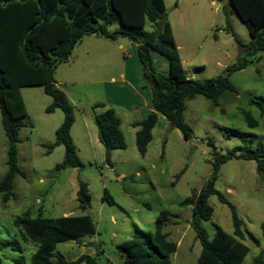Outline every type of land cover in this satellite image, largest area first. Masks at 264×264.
<instances>
[{
    "label": "rangeland",
    "instance_id": "rangeland-1",
    "mask_svg": "<svg viewBox=\"0 0 264 264\" xmlns=\"http://www.w3.org/2000/svg\"><path fill=\"white\" fill-rule=\"evenodd\" d=\"M165 4L166 17L181 46L178 50L189 78L203 80L222 75L227 66L244 56V46L251 37L228 0H165ZM116 28L120 25H113L111 30ZM151 28L147 25L145 30ZM84 38L54 74L56 81L61 83L60 88L77 106V123L72 133L83 167L55 169L64 159L65 148L59 145L47 153L45 146L55 142V132L64 114L60 109L46 112L52 98L44 92L43 85L21 86L19 91L27 116L19 132L17 149L19 167L25 176L17 174L14 177L12 199L4 202L0 195V244L19 241L13 226V221L19 217L35 218L40 211L45 218L89 215L97 233L81 239L82 242L92 241L89 249L83 250L95 256L99 254V264H110L107 259L112 264H123L116 246L133 237L137 229L153 232L160 214L169 211L176 216L169 217L163 232L178 245L171 256L172 263L196 264L202 247L191 225L192 208L181 207L180 202L199 193L214 172L216 154L208 146L209 138L218 154H226L245 143L244 137L231 134L230 129L247 133L248 145L251 140L253 147L260 141L264 143V116L250 103L251 99L264 96V51H258L245 69L230 76L238 94L225 91L218 105L203 95L186 100L184 117L193 130L189 140L161 116L145 156L138 152L136 128L132 126L134 121L140 120L144 107L139 106L130 113L118 105H108L120 117L126 140V148L113 151L109 164L104 146L87 142L85 121L93 127L90 135L97 134L91 101L106 103L102 82L111 77L119 79L124 53L134 44L122 36L116 40L93 39L91 35ZM154 61L159 73H167L168 63L164 56L155 52ZM141 78L151 88L143 71ZM242 109L258 121L256 128L247 126ZM102 110L98 108L97 112ZM7 149L8 140L0 115V181L8 171ZM185 167V172L176 180V175ZM217 175L215 187L237 207L245 233L242 242L250 248L243 264H252L261 252L264 258V174L257 171L256 161L230 159L220 165ZM80 182L87 184L92 197L86 210H82L77 201ZM209 204L213 216L201 221L209 238L214 237L217 227L232 235L229 206L220 202L216 194L209 198ZM80 245L74 241L61 243L57 251L72 259L79 254ZM31 250L28 247L25 253L28 263ZM17 255L7 248L0 251L3 264H10L9 260Z\"/></svg>",
    "mask_w": 264,
    "mask_h": 264
},
{
    "label": "trees",
    "instance_id": "trees-1",
    "mask_svg": "<svg viewBox=\"0 0 264 264\" xmlns=\"http://www.w3.org/2000/svg\"><path fill=\"white\" fill-rule=\"evenodd\" d=\"M228 1L247 28L251 40L244 46V56L227 66L224 74L197 80L189 78L184 70L171 24L166 17L165 0H0V115L8 140V171L0 181L2 200L7 202L13 198L14 177L17 174L25 176L19 167L17 149L19 132L25 126L27 116L19 91L21 86L43 85L44 92L52 98L46 112L53 113L60 109L64 114L63 122L55 132V142L45 146L47 153L59 145L65 148L64 159L56 164L55 169L83 167L71 134L75 107L57 85L54 74L58 65L69 60L77 44L87 35L110 40L122 36L136 45L143 77L152 90V110L145 119L132 124L137 129L136 146L140 155L147 153L159 114L171 127L179 129L185 140H189L193 130L184 117L186 100L203 95L218 105L225 91L238 94L230 76L245 69L258 51H264V0ZM115 24H119L120 28L111 30ZM147 25L152 27L150 31L145 30ZM153 52L167 59V73L158 72ZM250 103L264 116V96L253 98ZM91 108L94 111L103 109L94 112L93 119L98 128L99 141L105 149L106 162L110 164L112 152L126 148L121 119L114 108H106L103 102H95ZM241 113L250 129L258 126V121L250 112L242 109ZM230 133L244 137V145L235 146L226 154H218L213 140L209 138L208 146L216 154L214 172L199 193L180 202L181 207L192 208L191 225L202 247L196 264H243L250 250L242 242L245 233L237 207L217 191L215 183L220 165L230 159L256 161L257 171L264 174V143L260 141L253 147V140L249 145L247 143V133L232 129ZM185 170L186 167L176 175V180ZM215 194L231 210L233 234L217 227L214 237L210 239L201 221L212 218L213 208L209 198ZM91 200L87 184L80 182L77 192L79 207L86 210ZM175 216L163 211L155 222L153 232L137 229L133 237L119 243L116 248L123 257V264H173L171 256L178 245L168 239L169 235L163 229L169 217ZM13 226L20 237L19 241L15 239L0 244V251L7 248L18 253L9 260L10 264H26L25 253L29 246L34 248V252L28 264H98L99 254L81 255L69 261L57 251L61 243H81V239L96 235L97 227L89 215L45 218L40 211L35 218H16ZM249 237L253 238V235L249 234ZM0 264H3L1 258ZM252 264H264L263 252L253 259Z\"/></svg>",
    "mask_w": 264,
    "mask_h": 264
},
{
    "label": "crops",
    "instance_id": "crops-1",
    "mask_svg": "<svg viewBox=\"0 0 264 264\" xmlns=\"http://www.w3.org/2000/svg\"><path fill=\"white\" fill-rule=\"evenodd\" d=\"M91 36L93 37V39L103 38V37H98L96 35H91ZM83 39H85V38H83ZM107 40H109V39H107ZM175 41H176L177 47L180 48L181 46L177 43L176 39H175ZM82 42L83 41H81L80 43H82ZM121 47H122V45H120V48ZM154 53L155 52L152 53L153 59H154ZM154 62L156 63V61H154ZM167 63H168V61H167ZM141 72H142V66H141L139 59L137 57L136 45H134V46H131V48L128 49V51L124 53L123 68H122L121 74L119 75V79H117L116 77H111L109 80H104L102 82L104 84L103 89H104V94H105V98H106L105 99L106 103L105 102H103V103L106 105V108H111L108 105H118V107L124 108L131 113L132 110L138 108L139 106H142V108L144 107V111H143V113L141 111V116H139V118H140V120H143L147 117L149 112L152 110V106H151L152 90L147 85H145V83L143 82V78H141ZM60 84L61 83H59L57 81V85L59 87H60ZM112 86H114L113 89L109 90V88H111ZM112 92H115V93H113L114 97L112 96ZM67 96H68V94H67ZM69 99L71 100V102H73L70 97H69ZM94 103H95L94 101H91V104H94ZM73 105H74V107H77L74 104V102H73ZM97 110L98 109H96L94 112H97ZM161 116H163V115L159 114V120H160ZM85 120H87V118H85ZM136 121H138V120H136ZM136 121H134V122H136ZM76 123H77V118L75 115L74 125H76ZM121 123H122V121H121ZM74 125L72 127V130L74 129ZM85 126L87 128V137L89 138L87 140V142H89L90 144L94 143L95 145H101V142L99 141V137H98V132H97V134L92 135L93 136L92 137L90 135L89 130L93 127L90 126V124L86 121H85ZM72 130H71V134H72V137H73L74 142H75L77 149H78V143L73 136ZM136 131H137V129H136ZM95 136H96V139H95ZM91 245H92L91 239H89L88 241L81 242V245H80L81 250H80L79 254L77 256L75 255L76 257H74L72 259H67V260L74 261L78 257H80L81 255L95 256L93 252L86 253L83 250L84 248L89 249V247ZM29 247L32 248V250L30 251V255H31L34 252V248L32 246H29ZM25 262H26V264H28L26 257H25ZM107 262L112 264L110 259H107Z\"/></svg>",
    "mask_w": 264,
    "mask_h": 264
}]
</instances>
